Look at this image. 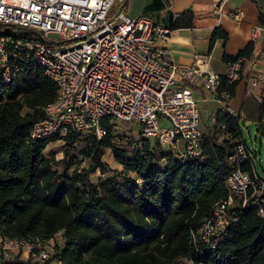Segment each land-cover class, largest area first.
Listing matches in <instances>:
<instances>
[{
    "label": "trees",
    "instance_id": "1",
    "mask_svg": "<svg viewBox=\"0 0 264 264\" xmlns=\"http://www.w3.org/2000/svg\"><path fill=\"white\" fill-rule=\"evenodd\" d=\"M191 17L184 12L172 26H189ZM55 92L38 66L0 89V236L36 244L62 231L64 245L43 262L14 255L2 264H173L178 257L193 264H264V217L252 206L233 207L215 248L197 238L214 205L229 195L232 144L225 135L242 136L238 115L218 111L217 122L202 131V160L164 150L158 155L150 139L135 153L131 137L128 149L119 145L120 132L100 139L71 133L65 138L70 149L87 135L90 165L68 173L69 165L54 169L61 160L44 153L54 139L29 138ZM259 129L264 133V103ZM108 148L123 170L103 161ZM242 168L252 171L246 163ZM97 169L107 175L93 183L89 175Z\"/></svg>",
    "mask_w": 264,
    "mask_h": 264
},
{
    "label": "built area",
    "instance_id": "2",
    "mask_svg": "<svg viewBox=\"0 0 264 264\" xmlns=\"http://www.w3.org/2000/svg\"><path fill=\"white\" fill-rule=\"evenodd\" d=\"M224 1L213 4L216 26ZM126 3L0 0V89L34 66L54 83V100L44 107V117L32 124L30 140H61L84 132L100 139L120 132L123 138L115 135L120 142L125 138L120 125L128 122L138 126L128 141L131 151L142 153L143 140L156 139L179 158L202 160L196 91L211 92L220 111L233 113L224 104L229 94L218 88L223 81L233 84L241 79L246 56L228 58L224 73L204 69L198 62L178 64L161 43L172 29L148 14L128 15ZM225 136L232 144L228 159L233 168L226 176L229 195L214 205L198 230L197 238L209 248L216 247L228 228L236 204L252 206L264 217V177L242 168L252 164L243 137ZM22 248L37 262L50 256L37 243L2 238L0 264Z\"/></svg>",
    "mask_w": 264,
    "mask_h": 264
},
{
    "label": "crops",
    "instance_id": "3",
    "mask_svg": "<svg viewBox=\"0 0 264 264\" xmlns=\"http://www.w3.org/2000/svg\"><path fill=\"white\" fill-rule=\"evenodd\" d=\"M215 1L218 0H127L126 13L148 14L171 26L172 31L161 43L169 48L178 64L198 62L204 69L224 73L228 58L245 54L241 79L234 85L223 81L218 88L229 94L224 104L239 116L241 123L254 119L264 103V0L224 1L217 26ZM187 11L192 13L191 24L173 27L175 20ZM195 95L199 99L201 131L207 133L221 115L220 112L216 117L212 115L221 104L207 90H197ZM246 165L254 170L252 164Z\"/></svg>",
    "mask_w": 264,
    "mask_h": 264
},
{
    "label": "rangeland",
    "instance_id": "4",
    "mask_svg": "<svg viewBox=\"0 0 264 264\" xmlns=\"http://www.w3.org/2000/svg\"><path fill=\"white\" fill-rule=\"evenodd\" d=\"M28 112V109H23V112ZM260 115L261 112L258 110L256 117L254 119H245V121H241L242 127V136L243 140L246 142L247 146L250 148V153L252 154V166L254 170L257 171L260 176L264 177V133H262L259 129L260 123ZM202 125V122H201ZM121 129H123V133L125 135V139L120 142V146L128 149L126 140L127 137H131L132 134H136L138 131L137 124L123 122L120 125ZM85 134H80L74 143V147L70 149L68 141L65 139H54L49 141L44 149V153L47 156H52L57 160H61L60 164L54 165L53 168L57 170H62V166L67 164L69 165L68 173L73 170H84L88 168L90 165V156L89 152V142ZM151 143L155 145L156 151L158 155H161V151L164 150L165 153L170 151V148L167 145H162L156 141V139H150ZM103 161H105L110 168L123 170L122 166L118 164L114 158L113 152L110 148L105 149V152L102 157ZM159 165L162 164V161L158 162ZM251 169V167H250ZM107 175L100 172V170H96L93 173H90L89 177L93 183H97L100 179L105 178ZM39 246L44 248L49 252L50 256H53L58 249L62 248L63 238L62 231L57 232L55 235L50 237L47 240L42 242H38ZM16 253L19 255L22 260H26L25 258L29 256V250L27 248H22L20 250H14L11 256ZM173 264H193L190 260L185 257H178L174 260Z\"/></svg>",
    "mask_w": 264,
    "mask_h": 264
}]
</instances>
